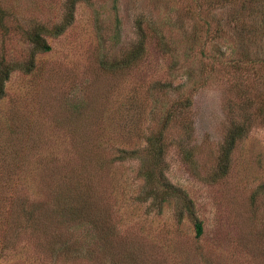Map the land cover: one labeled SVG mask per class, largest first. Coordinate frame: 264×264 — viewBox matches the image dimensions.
<instances>
[{"label": "rangeland", "instance_id": "1", "mask_svg": "<svg viewBox=\"0 0 264 264\" xmlns=\"http://www.w3.org/2000/svg\"><path fill=\"white\" fill-rule=\"evenodd\" d=\"M67 1L0 0V56L25 63V29ZM209 2L80 0L32 70L10 73L0 264H264V10L233 21Z\"/></svg>", "mask_w": 264, "mask_h": 264}, {"label": "trees", "instance_id": "2", "mask_svg": "<svg viewBox=\"0 0 264 264\" xmlns=\"http://www.w3.org/2000/svg\"><path fill=\"white\" fill-rule=\"evenodd\" d=\"M80 0H68L64 5V16L63 18L50 28L45 27L42 24H34L29 29H25L26 37L24 38L29 41L31 44V54L25 63L20 62H7L3 56H0V97L3 94V83L8 79L10 73L16 68H20L25 72H29L33 68V56L39 52H47L50 50V45L45 41L44 35L58 36L60 35L72 22L73 19V10L74 4ZM236 4H233V2ZM215 6L224 10L225 14L236 20V14L241 16L252 17L257 13V10H264V0H210L209 7L214 8ZM236 6L238 9L236 10ZM238 11L239 13H236ZM6 12L0 8V23L3 24L5 19ZM243 17V18H244ZM260 22L264 20V17L261 16ZM259 22V23H260ZM264 27V25H263ZM159 43L163 40L164 36L161 33L156 32L155 34ZM142 50L139 47H136L134 50L129 52L128 57L124 60V63L134 61L140 55ZM110 67H112L110 65ZM246 101V99H244ZM257 117L260 118V122L264 124V105L259 106L256 110ZM240 116V115H238ZM237 116V117H238ZM239 119V120H238ZM238 119H233L231 121L230 128L226 135L224 136L223 143L221 145L220 151L217 157V164L219 169L224 173L228 168L230 153L233 150L235 144L242 139L251 128V121L249 115H241ZM186 207L190 208L189 202L186 199ZM37 205V204H36ZM35 205V206H36ZM35 208V207H34ZM192 209H189L191 218L194 221L196 235L199 236L202 233V223L198 218L194 216V212H191ZM77 255V254H76Z\"/></svg>", "mask_w": 264, "mask_h": 264}]
</instances>
